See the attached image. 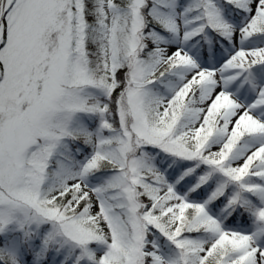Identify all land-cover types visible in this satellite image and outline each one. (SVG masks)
I'll return each mask as SVG.
<instances>
[{
	"label": "snow or ice",
	"instance_id": "1",
	"mask_svg": "<svg viewBox=\"0 0 264 264\" xmlns=\"http://www.w3.org/2000/svg\"><path fill=\"white\" fill-rule=\"evenodd\" d=\"M0 264H264V0H0Z\"/></svg>",
	"mask_w": 264,
	"mask_h": 264
}]
</instances>
